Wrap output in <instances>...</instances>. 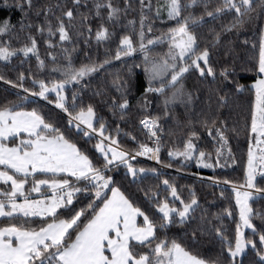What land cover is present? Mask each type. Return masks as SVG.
<instances>
[{"label":"snow or ice","instance_id":"obj_1","mask_svg":"<svg viewBox=\"0 0 264 264\" xmlns=\"http://www.w3.org/2000/svg\"><path fill=\"white\" fill-rule=\"evenodd\" d=\"M2 5L20 14L17 24L11 22L10 16L0 19L3 66L10 65L13 58L35 57L37 66L44 69L38 37L48 49L61 47L68 62L58 64L56 55L48 52L54 65L51 71L60 74L58 79H36L30 70L27 74L18 73L16 80L0 75V81L25 94L18 91L15 100L0 102V218L4 221L0 226V264H244L241 258L249 252L253 259L248 264H264V214L254 212L250 203L258 194H264V187L257 183V176L264 177V0H164L155 10L152 0H55V3L2 0ZM130 12L137 13L138 20L129 19ZM93 20L99 21L94 35L98 45L108 43L116 35L115 31H109L108 24L114 27L123 24L130 31L119 36L114 54L109 51L99 63L90 60L74 67L68 48L62 46L72 42L70 30L77 27L78 36L86 32L91 39ZM223 20L228 22L222 23L219 31L209 28L210 39L201 47L198 30ZM157 21L166 25V30L155 36L152 34ZM257 22H260L257 40L243 41L245 45L251 43L253 51L246 71L255 75L248 86L254 99L245 182L239 186L232 184L235 208L229 205L222 214L214 215L218 223L201 215L200 224L192 230V243L198 242L199 232L214 235L221 244L220 254L206 259L167 235L171 226L195 221V214L201 208L195 192H190V199L186 200L173 182L163 179V196L159 185L157 191H145V198L153 209L150 211L126 194L109 173L124 168L125 179L131 177L133 184L149 173L156 178L161 176L156 168H137L131 161L143 156L162 164L163 128L161 118L147 112L151 103L149 96L162 98L165 116L176 103L192 110L200 97L185 89L183 81L189 73H197L201 82L211 78V83L217 85L209 89L208 111L196 114V122L207 131L214 146L218 145L215 147L217 159L213 165L208 162L211 153L199 150L196 143L199 136L194 128L190 129L183 149L169 150L168 157L170 161L195 160L197 167L204 168L222 167L221 158H231V149L225 156L230 131L227 120L220 119L217 113L229 106L230 86L234 85L236 93L243 92L245 86L232 78L234 68L226 66L217 73L211 63L212 50L221 45L226 34L239 33L246 25L255 26ZM164 44L167 45L165 53L153 54L157 46ZM137 53L143 57L147 83L138 100L145 113L139 125L154 146L130 136L136 147L127 149L117 139L118 123L113 135L108 122L92 103L78 104V93L73 92L69 105L64 93L69 86L88 87L84 82L102 72L105 66L113 61L126 64L127 58ZM140 66H130L128 78L117 76L113 80L117 95L108 97L103 90L94 93L106 97L103 102L113 117L124 120L128 115L130 77L132 69ZM28 79L32 81L31 87H25ZM52 93H55L54 100ZM31 98L54 105L64 114L66 124L59 120L53 122L55 117L43 115L38 101ZM29 103L38 106L28 110ZM76 137L85 145L96 142L92 149L81 147ZM162 166L170 168L172 164ZM212 183L219 186L221 182L213 179ZM222 183L231 182L225 179ZM221 197L227 199L224 190ZM225 218L235 225L232 236L228 235ZM255 219L261 221L259 226L254 223Z\"/></svg>","mask_w":264,"mask_h":264},{"label":"trees","instance_id":"obj_2","mask_svg":"<svg viewBox=\"0 0 264 264\" xmlns=\"http://www.w3.org/2000/svg\"><path fill=\"white\" fill-rule=\"evenodd\" d=\"M12 0H9L11 3ZM55 3V0H52ZM119 2V0H116ZM164 0H152L154 10L157 4H163ZM139 11L137 7V12ZM199 11V10H197ZM5 16L11 17V22L17 24L20 19L19 12L4 8L2 5V0H0V19ZM135 17L138 20L137 13L130 12L128 18L132 19ZM227 20L212 22L209 25H206L203 29L198 30V34L201 36L200 45L203 47L208 43L210 39L209 28H215L217 31L220 29L222 23H227ZM99 21L93 20V34L92 38L89 39L87 33L85 32L84 36H78V27L76 29L70 30L72 37V42L63 45L69 50L68 55H70L71 62L74 67H79L82 63H88L90 60H94L97 63L103 61L108 52L111 51L113 54L115 52L116 45L119 42V36L124 34L130 29H125L124 25L113 26L108 24L109 31H115L116 35L111 41L106 44L98 45L94 39L95 29ZM126 23V22H125ZM259 23L255 26L246 25L239 33H230L226 34L223 42L217 48L212 50V66L219 73L223 67H229L230 69L234 68L235 79L240 85L245 86V90L240 93L234 91V85L230 86L232 89V95L230 99L229 106L219 110L220 119L227 120V126L229 128L228 137L229 143L225 149V156L228 155V149H231V158L225 160L221 158V166H214L213 168H204L197 167L195 160L193 161H181L179 158L172 159L168 157L169 150L183 149L184 141L188 138L190 129L194 128L197 131L199 139L196 140L199 150H203L206 153H211V160L208 161L215 165L216 154L215 147L212 138L208 136L207 131L197 123V113L207 112L208 105L206 103L209 89L215 88L217 85L211 83V78L208 81L201 82L197 79V73L186 74V78L183 81L185 89L187 91L193 92L195 96H199L200 99L195 102L192 107V110L187 109L184 105L176 103L170 106L169 115H164V107L162 103V98L149 96L151 103L147 110L153 116H159L161 127L163 128L162 133V147L160 152V159L162 161L161 166H154L149 163L141 161H131V163L137 167H143L146 169L156 168L157 171L161 173L159 178H156L151 173L143 179L137 180V183H130L131 177L125 179L126 169L120 168L119 171H113L109 173L114 175L117 181L118 186L121 187L126 194L130 195L133 200L140 206L144 208L151 209L145 198V191L151 189L152 191H157V186L159 185V190L161 191V196L164 195L162 189L163 185L161 180L169 179L173 182L179 194L184 199H190L189 193L195 192L197 199L200 202L201 208L197 211L196 219L190 224L187 225H173L167 230V235L169 238H176L178 241L184 243L186 247L189 248L194 254H198L206 259H214L221 252V244L214 235L204 234L201 235L197 232L198 242L192 243V230L197 228L200 224V217L204 215L207 219L212 220L213 223H218L214 219V215H220L223 212L225 207L231 205L235 208V199L234 193L232 192V184L237 186L245 182L244 169L247 163V150H248V129L250 127V113H251V103L254 99V93L248 90V86L254 81L255 75L252 72L246 71L247 68L251 65L250 57L253 56V51L251 48V43L248 45L243 44L244 40H249L250 42L257 40V32L259 28ZM138 27V25H137ZM161 30H166V25H161L158 21L156 28L152 35H160ZM35 29H33V32ZM39 40V53L41 59L45 61L44 69H40L37 66V61L35 57L24 60L23 57L13 58L11 64L7 67L3 66L0 63V75H4L6 78L11 80H16L18 73L25 72L26 74L31 71L33 78L50 80L58 79L60 74L53 73L51 71L53 62L48 56V52L52 51L57 57L58 64H66L68 61L65 59V53L62 51L61 47L55 49H48L44 44L42 38L38 37ZM58 41V37H56ZM88 40L86 44L85 41ZM231 41V43H229ZM15 46H19L13 41ZM167 51V45H159L154 50L153 54L160 53L163 54ZM143 57L137 53L131 58H127V63H121L119 61H113L110 65L105 66V69L99 74L94 75L90 80H86L84 83H87L89 86L83 89H78L77 86H69L64 95L68 98V103H72V93H78L77 103L79 104L83 101L84 106L92 103L96 108L98 114L104 118L109 124V131L115 135L116 124L120 125V135L117 139L120 141L122 147L127 149H133L136 145L131 142L130 136H135L137 141L147 142L151 144L148 137L143 134L139 127V119L145 114L141 111L138 100L143 93V88L147 86L145 74L143 71L142 64ZM24 61L21 63V61ZM134 64H140L139 68L132 69L131 80V90L128 94V99L131 104L130 111L124 120H120L119 116L113 117L112 113L109 111L108 107L104 104L106 97L96 96L94 93L98 90H103L107 93V96L117 95L115 87H113V80L117 76L121 78H128V68ZM25 87H31V79L26 80ZM219 81H217V84ZM20 92L21 95H25L19 89H14L10 85L4 84L0 81V102L5 100H15L16 93ZM51 98L54 100L55 96L51 95ZM38 101V104L41 108L42 114L45 116L55 117L53 122L59 120L61 123L66 124V118L64 114L60 112L59 109H55L54 105H49L45 101H39L38 98H31ZM214 100V98H213ZM38 106L37 104L29 103L27 105L28 110L32 107ZM215 109V104L212 105ZM59 114V115H57ZM222 114V115H221ZM191 119L192 123L189 124ZM232 129L236 131L233 132ZM129 135H125V134ZM75 139L79 140L78 146L88 147L92 149V145L96 142L95 140L92 144L85 145L83 140H80L79 137ZM94 151V149H93ZM198 154V153H197ZM94 158V157H93ZM234 161V162H233ZM171 162L172 167H163V164H168ZM98 163V162H97ZM184 165L183 167L181 165ZM179 169V171L177 170ZM215 179L220 181L219 186L212 183V180ZM225 179L229 180L231 183L225 185L222 183ZM258 186L264 187V181H257ZM221 190H224V194L227 199L221 197ZM86 203V201H85ZM254 212L259 211L264 214V195H257L252 201H250ZM177 206L179 202H176ZM254 223L260 225L261 221L255 219ZM4 221L0 218V226H3ZM224 224L229 229L228 235H234L235 225L227 218L224 219ZM163 235V233H161ZM241 259L244 260V264H248V261L253 259L252 253H247Z\"/></svg>","mask_w":264,"mask_h":264},{"label":"built area","instance_id":"obj_3","mask_svg":"<svg viewBox=\"0 0 264 264\" xmlns=\"http://www.w3.org/2000/svg\"><path fill=\"white\" fill-rule=\"evenodd\" d=\"M140 126V125H139ZM145 136H147L145 133H143ZM151 142V141H150ZM149 146H154L151 142V144ZM135 160L137 161H141V162H145V163H149L151 165H154V166H161L160 164H157L154 160H150L148 159L147 157H143V156H140V157H137ZM133 160V161H135ZM257 181H264V177H261V176H257ZM258 195H261L263 196L264 194H258Z\"/></svg>","mask_w":264,"mask_h":264},{"label":"rangeland","instance_id":"obj_4","mask_svg":"<svg viewBox=\"0 0 264 264\" xmlns=\"http://www.w3.org/2000/svg\"><path fill=\"white\" fill-rule=\"evenodd\" d=\"M251 85V84H250ZM51 95H54L55 96V93H52Z\"/></svg>","mask_w":264,"mask_h":264}]
</instances>
